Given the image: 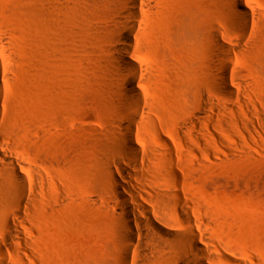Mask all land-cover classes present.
<instances>
[{"label":"rangeland","instance_id":"374dc122","mask_svg":"<svg viewBox=\"0 0 264 264\" xmlns=\"http://www.w3.org/2000/svg\"><path fill=\"white\" fill-rule=\"evenodd\" d=\"M234 1L160 0L153 16L138 25L142 35L135 36L141 38L136 55L154 68L151 85L156 86L150 87L149 100L160 116L157 129L164 139L157 142L150 132H140L147 141H140L146 166L140 169L143 180L135 178L132 185L144 184L143 197L135 196L142 204L161 201V190L179 194L204 227L205 240L232 245L252 264H264V121L259 118L264 115V0H242L252 14L245 35L231 9ZM115 6L113 0H0V34L10 35L12 43L5 64L12 80L7 94L16 104L3 117V141L54 174L51 183L57 187L50 186L49 192L58 199L41 193L29 223L36 254L54 256V264L125 263L114 239L122 212L102 153L116 107L106 95L111 88L104 83L108 62L103 48L109 34L103 29ZM70 10L83 12L98 30L78 28L60 37L57 21ZM212 20L221 41H230L235 50L228 60L218 61V75L229 64L236 92L232 104L218 111L210 103L223 99L212 95L213 79L206 71L211 49L204 34ZM45 35H57L61 42L49 47L46 66L41 51ZM193 117L202 123L183 130L182 120ZM251 121L259 133L249 135L238 126ZM83 129L97 132L84 134ZM171 210L163 205L155 214L166 226L183 230L181 223L168 222ZM146 230L154 234L149 226ZM210 248L218 255L214 245ZM135 257L128 264H165L154 249L147 261Z\"/></svg>","mask_w":264,"mask_h":264},{"label":"bare ground","instance_id":"6f19581e","mask_svg":"<svg viewBox=\"0 0 264 264\" xmlns=\"http://www.w3.org/2000/svg\"><path fill=\"white\" fill-rule=\"evenodd\" d=\"M113 1L116 6L112 15H109L107 22L109 25L104 29L102 26V29L106 34H109L106 46L103 48L104 56L108 62L105 71L107 79L104 83L106 88H111L106 95L114 100L116 107L112 117L110 136L104 145L105 148H102V153L108 160L107 173L113 199L122 212L118 220V230L114 235V237L116 236L114 238L115 246L121 252V257L126 264L133 255L140 261H147L151 249H154V253L165 264H222L223 262L252 264L250 260L241 256L234 246L225 243L217 245L205 240L204 227L198 224L196 218H192L191 205L179 194L161 190L160 193L158 192L161 201L146 199L147 204H142L136 199V195L143 197V192H145L144 184L132 185L135 178L143 180L140 169L146 166L145 147L140 141L145 144L147 141L140 136V132L143 130L150 132L157 142L164 139L163 134L159 133L157 129L160 116L155 110L154 104L149 100V89L156 86L151 85L155 78V71L151 64L137 57L136 53L141 49V38L135 40V36L142 35L138 25L146 23L148 17L152 15L151 13H155V10L159 9L160 0ZM231 9L236 14V19L243 35H245L250 27L252 14L242 0H235L231 3ZM57 23L59 26L55 29L59 32L57 33L60 34V37L62 33H75L78 28L84 32L98 30V26L91 22L88 16L74 10L66 11L63 14V19L59 18ZM208 25L209 28L204 34V39L209 44L211 51L206 71L210 79H213L212 95L218 97L220 94L223 99L222 103H210L213 109L218 111L228 108L236 96L230 82L229 64H223L221 73L218 75V61L221 57L228 60L235 50L230 41H221V31L215 20L210 21ZM51 36L45 35L42 40L43 48L40 49L43 51V56H41L45 66L48 63V54L51 53L49 47L57 48L61 45L57 35L56 37ZM143 37H145L144 34ZM133 48L136 52L132 51ZM221 49L224 51L221 52ZM11 51L10 35L0 34V264H54V256H45L41 259L36 254L35 241L32 238L33 226L29 225L32 213H34L33 208L40 203L39 195L41 193L48 195L51 199H58V197L51 196L49 192L50 186L57 187L51 183L54 174L37 168L23 155L14 152L13 149L5 145L3 141L5 133L3 117L16 106L7 94V83L11 79L8 77L5 64ZM44 77L46 79V74ZM201 97L204 96L201 95ZM50 110L53 113L55 107ZM227 111H231V109ZM259 118L262 122L264 121L262 113H259ZM197 123H202L200 118L184 119L181 122V128L190 131V125L196 127ZM238 126L249 135L259 133L258 125L254 121L241 122ZM96 132L91 129H83L84 134ZM203 142L209 143V140L205 138ZM171 164L174 165L172 162ZM112 166L116 167L119 176L113 171ZM61 191L63 192V190ZM163 205L172 209V216L168 218V222L171 224L181 223L184 225L183 230L166 226L163 218L155 214L159 206ZM180 209L183 213L179 212ZM147 226L154 234L146 230ZM137 232L141 234L139 237ZM158 237L167 242H160ZM136 244L139 246L134 249ZM211 244L215 246L214 249L218 255L210 248ZM67 261L70 262V260ZM102 262L99 261L100 264Z\"/></svg>","mask_w":264,"mask_h":264}]
</instances>
